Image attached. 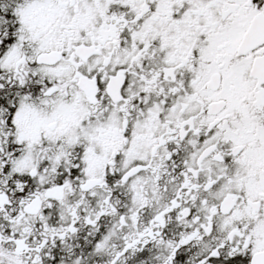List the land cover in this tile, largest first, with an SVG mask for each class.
I'll use <instances>...</instances> for the list:
<instances>
[{
    "label": "snow or ice",
    "instance_id": "6c2138e0",
    "mask_svg": "<svg viewBox=\"0 0 264 264\" xmlns=\"http://www.w3.org/2000/svg\"><path fill=\"white\" fill-rule=\"evenodd\" d=\"M0 264H264V0H0Z\"/></svg>",
    "mask_w": 264,
    "mask_h": 264
}]
</instances>
